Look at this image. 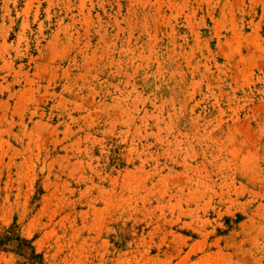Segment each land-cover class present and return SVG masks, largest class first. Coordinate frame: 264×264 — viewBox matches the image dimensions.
Listing matches in <instances>:
<instances>
[{
	"label": "rangeland",
	"instance_id": "rangeland-1",
	"mask_svg": "<svg viewBox=\"0 0 264 264\" xmlns=\"http://www.w3.org/2000/svg\"><path fill=\"white\" fill-rule=\"evenodd\" d=\"M11 229L0 264H264V0H0Z\"/></svg>",
	"mask_w": 264,
	"mask_h": 264
},
{
	"label": "trees",
	"instance_id": "trees-1",
	"mask_svg": "<svg viewBox=\"0 0 264 264\" xmlns=\"http://www.w3.org/2000/svg\"><path fill=\"white\" fill-rule=\"evenodd\" d=\"M5 233L0 237V250H6L8 246H11V250L17 252L20 256L30 259L31 261L39 260L40 258L34 255V250L31 246V242L21 239L19 236Z\"/></svg>",
	"mask_w": 264,
	"mask_h": 264
}]
</instances>
